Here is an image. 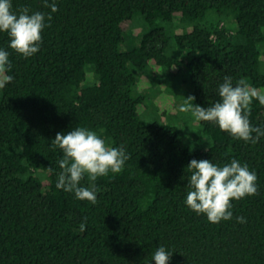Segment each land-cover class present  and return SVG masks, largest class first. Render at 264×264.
Wrapping results in <instances>:
<instances>
[{"label": "trees", "instance_id": "1", "mask_svg": "<svg viewBox=\"0 0 264 264\" xmlns=\"http://www.w3.org/2000/svg\"><path fill=\"white\" fill-rule=\"evenodd\" d=\"M55 3L52 12L44 0H12L15 11L51 13L31 57L0 33L13 76L0 88V264H155L160 245L168 264H264V136L250 143L196 121L194 146L208 145L190 147L176 120L196 125L191 112L153 102L162 93L173 107L188 96L208 107L225 76L264 92V0ZM248 118L264 127V105L253 99ZM75 127L128 155L119 173L81 180L95 183V204L56 187L53 139ZM194 158L246 163L256 194L209 222L184 203Z\"/></svg>", "mask_w": 264, "mask_h": 264}, {"label": "clouds", "instance_id": "2", "mask_svg": "<svg viewBox=\"0 0 264 264\" xmlns=\"http://www.w3.org/2000/svg\"><path fill=\"white\" fill-rule=\"evenodd\" d=\"M44 3L52 12L57 10L55 0L50 4L49 0H44ZM50 19L51 13H48L46 20L43 12H30L28 7L15 11L12 0H0V33H6L9 47L24 57H31L38 52L42 30ZM10 64L9 52L0 47V88L13 79L12 75L7 74ZM217 94L220 99L208 107L194 104L193 96L184 97L178 111L191 112L197 122H214L235 139L256 143L260 136H264V127L252 125L248 118L253 99L264 105V92L243 83L234 85L232 78L225 76L217 86ZM53 142L63 153L58 160L61 171L56 187L92 204L97 201L96 185L90 183L85 187L80 183L81 180L87 175L90 181L95 182L98 177L106 176L109 172L119 173L128 159L123 147H110L102 136L87 127H75L66 133L57 132ZM186 167L190 175L184 203L197 215L204 214L211 223L231 219L232 201L257 192L256 172L236 158L223 164L211 159L194 158ZM236 219L245 222L242 216ZM171 254V251L160 245L152 253L151 261L168 264Z\"/></svg>", "mask_w": 264, "mask_h": 264}, {"label": "rangeland", "instance_id": "3", "mask_svg": "<svg viewBox=\"0 0 264 264\" xmlns=\"http://www.w3.org/2000/svg\"><path fill=\"white\" fill-rule=\"evenodd\" d=\"M141 88H147L148 87V82H146V78L143 76L141 78ZM172 97L170 96H166L165 94H158L157 96H155L154 98V105L157 106V107H160L161 110H171V109H178V107L176 106H172V104L174 103L172 101ZM175 104V103H174ZM175 112V111H173ZM141 120L143 122H147V119L141 117ZM164 120V118H163ZM196 122V120H194ZM176 124L179 126V128L181 129V139L186 142L190 147H202L204 146L203 148H205V146L208 145V141L206 144H203L202 142H198L199 143V146H194L197 142V139H198V132L196 131L197 128L199 127L197 122H196V125L193 124L192 122H188V119L183 116L182 118L179 117L178 120H176ZM203 144V145H202Z\"/></svg>", "mask_w": 264, "mask_h": 264}]
</instances>
